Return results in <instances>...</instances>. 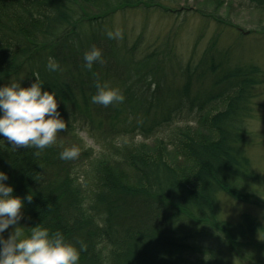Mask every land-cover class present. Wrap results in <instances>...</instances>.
Returning a JSON list of instances; mask_svg holds the SVG:
<instances>
[{
	"label": "trees",
	"instance_id": "16d2710c",
	"mask_svg": "<svg viewBox=\"0 0 264 264\" xmlns=\"http://www.w3.org/2000/svg\"><path fill=\"white\" fill-rule=\"evenodd\" d=\"M78 1L97 16L85 18ZM248 1L264 9V0ZM130 9L178 12L153 0H0V86L22 79L27 87L38 74L43 89L55 92L65 122L79 116L102 137V163L98 158L74 169L87 151L59 158L78 144L63 140L73 136L67 130L39 150L0 136L6 184L15 196L33 197L25 201L18 226L59 231L78 250L85 244L78 264H264V176L248 154V123L254 113H264L263 100L256 101L263 95L258 87L264 68L241 57L242 39L220 46L219 34L235 26L213 14L198 15L218 33L198 58L182 60L175 53L176 35L150 45L142 33L133 38L120 26L121 38L109 39L114 15ZM92 46L101 50L103 63L89 71L83 55ZM50 56L57 71L46 67ZM148 77L152 90L140 85ZM97 81L117 88L124 101L91 103ZM179 113L193 114L190 120L200 128L183 134L187 165L143 155L135 139H152ZM117 162L125 163L120 171ZM73 170L85 178L84 192L76 188ZM223 198L238 205L234 218L222 209Z\"/></svg>",
	"mask_w": 264,
	"mask_h": 264
},
{
	"label": "rangeland",
	"instance_id": "374dc122",
	"mask_svg": "<svg viewBox=\"0 0 264 264\" xmlns=\"http://www.w3.org/2000/svg\"><path fill=\"white\" fill-rule=\"evenodd\" d=\"M158 3L168 5L172 10H178L176 13H158V12H145L143 9L117 12L111 22L112 27L118 28L120 26L127 27L132 37L142 33V40L144 44H154V41H158L161 38L176 35L175 41V53L178 54L182 60H186L189 56L198 58L205 50L210 40L217 35L214 31V24L208 23L207 25L198 18L201 13L205 18V14H213L222 19L230 21L235 27L225 28L219 34V44L222 47H231L234 45L236 40H243V51L241 54L246 61H254L256 64L264 68V9L254 7L248 0L242 2L239 0H153ZM78 6L81 13L85 18H91L97 16L96 12L87 4L78 1ZM205 26L206 29H205ZM205 29V30H204ZM160 64H156V68L153 74H156L159 70ZM140 83L143 89H150L155 85L148 84L147 80ZM19 82L22 86V79H11L4 81L2 85L9 84L10 82ZM145 82V84H144ZM26 83V82H25ZM137 83L133 84V88ZM261 88V90H260ZM261 91L263 95L256 99L257 102L263 100L264 102V85L258 87V92ZM222 104L219 109L222 108ZM218 110L212 109L210 113ZM255 118L253 121L248 123V131L252 134L250 142L253 144L248 148V154L252 163L254 164L257 171L264 176V113L261 111L260 116L258 113H254ZM191 117L187 118L184 113H179L172 118V122L166 129L160 131L155 137L150 140L138 141L139 151L150 158L156 156H162L167 159L170 163H176L178 165H187L183 161L181 141L183 134L190 131L191 133H197L200 131L197 122H192ZM72 133L73 136L63 138L67 143L77 142L79 150L87 151V159L80 161L74 166V169L85 165L94 164L96 159L100 158L102 141L93 124H89L81 117H71L66 122V129ZM64 130V131H65ZM188 130V131H186ZM65 135L69 133L63 132ZM62 132H58L56 139L60 138ZM127 140H130L128 137ZM68 145V144H67ZM102 163L103 158H100ZM124 162H117L114 169L120 171L124 168ZM88 169V168H87ZM86 169L82 172L84 173ZM74 173V170H73ZM74 176L76 177L75 173ZM81 176V174H80ZM76 183V188L81 192H84L85 178H79ZM135 183H138L137 179L134 178ZM222 209L226 211L227 216L234 218L236 211H238V205L228 199L223 198L221 201ZM232 218V219H233ZM236 264H254L251 261H241Z\"/></svg>",
	"mask_w": 264,
	"mask_h": 264
},
{
	"label": "clouds",
	"instance_id": "9594fccd",
	"mask_svg": "<svg viewBox=\"0 0 264 264\" xmlns=\"http://www.w3.org/2000/svg\"><path fill=\"white\" fill-rule=\"evenodd\" d=\"M109 39H120L119 29L107 31ZM84 68L91 71L94 63H103L101 50L92 46L83 55ZM50 71H57L58 62L48 57L46 65ZM95 75V74H94ZM96 92L90 102L107 107L124 101L123 94L110 87L107 82L95 84ZM66 129V122L58 111L55 92L43 89L38 74L27 87L19 82L0 86V136L15 146L44 149L55 143L58 132ZM38 154V153H36ZM79 155V148H64L59 153L61 160H72ZM8 175L0 171V264H78L80 252L86 249L81 243L79 250L65 241L59 232L51 233L45 227L36 225L27 232L18 226L25 201L31 203L32 194L25 197L13 195V187L6 184ZM13 226L7 239L5 230Z\"/></svg>",
	"mask_w": 264,
	"mask_h": 264
}]
</instances>
